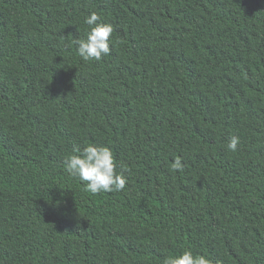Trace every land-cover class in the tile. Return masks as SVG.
Wrapping results in <instances>:
<instances>
[{"label":"trees","instance_id":"1","mask_svg":"<svg viewBox=\"0 0 264 264\" xmlns=\"http://www.w3.org/2000/svg\"><path fill=\"white\" fill-rule=\"evenodd\" d=\"M93 12L114 31L85 62ZM88 145L112 150L124 190L67 173ZM186 250L264 264V0H0V264Z\"/></svg>","mask_w":264,"mask_h":264},{"label":"clouds","instance_id":"2","mask_svg":"<svg viewBox=\"0 0 264 264\" xmlns=\"http://www.w3.org/2000/svg\"><path fill=\"white\" fill-rule=\"evenodd\" d=\"M100 17L95 13L88 15L84 23L89 31L84 39H74L76 54L85 62L99 61L110 53V38L114 28L110 23L99 22ZM239 137L233 136L227 148L237 151ZM78 154L69 155L65 161L67 173L84 183L86 191L92 194L101 192H119L124 190L127 177L121 171L117 173V164L109 147L88 145L83 150L76 149ZM185 165L181 157L171 162V170L182 172ZM164 264H211L204 255L194 256L191 251H183L179 255L167 257Z\"/></svg>","mask_w":264,"mask_h":264}]
</instances>
